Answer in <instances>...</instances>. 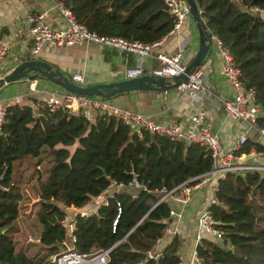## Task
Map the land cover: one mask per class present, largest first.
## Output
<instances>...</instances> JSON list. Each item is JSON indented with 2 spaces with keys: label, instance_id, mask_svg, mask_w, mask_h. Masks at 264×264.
Here are the masks:
<instances>
[{
  "label": "trees",
  "instance_id": "obj_1",
  "mask_svg": "<svg viewBox=\"0 0 264 264\" xmlns=\"http://www.w3.org/2000/svg\"><path fill=\"white\" fill-rule=\"evenodd\" d=\"M59 1L99 35L151 44L174 25L163 0ZM194 2L209 36L221 41L264 113V18L254 10L264 11V0ZM263 124L259 118L258 125ZM251 150L264 154V144L252 137L237 153ZM43 153L51 161L35 201L43 251L31 256L17 250L13 239L23 194L12 172L15 162L29 163ZM213 165L203 146L147 131L138 135L111 113L86 120L81 112L52 110L36 99L6 106L0 126V264H54L51 257L71 235L77 252L109 250L106 264H180L179 236L156 251L168 235L173 208L170 201L158 200ZM211 181L217 189L208 211L221 237L206 234L196 243L200 264H264V171L228 172ZM101 195L105 203L95 212L70 217V207L82 209Z\"/></svg>",
  "mask_w": 264,
  "mask_h": 264
},
{
  "label": "crops",
  "instance_id": "obj_2",
  "mask_svg": "<svg viewBox=\"0 0 264 264\" xmlns=\"http://www.w3.org/2000/svg\"><path fill=\"white\" fill-rule=\"evenodd\" d=\"M50 2L51 0H3L0 3V37L8 45V52L0 62V77L11 71L19 62L32 58L28 14L46 12L48 22L56 28L63 27V18L51 8ZM180 48H182V63L186 66L194 58L198 48V29L192 17H188L178 32L165 36L156 49L174 53ZM37 59L48 62L69 77L74 73L82 74V85L124 79L126 78V68L133 67L136 63L135 57L131 53L95 45L46 47ZM222 65L223 57L212 41L200 66L203 72V84L206 88L201 99L173 87L166 91L147 90L118 94L108 101L119 108L143 114L153 121L166 124L176 120L183 127L189 126L192 114L200 106H204L205 118L211 123L214 131L219 134L220 151L225 153L233 149L238 136L248 128L245 122L230 119L219 102V98L229 99L233 96V88L222 73ZM158 66L157 60L146 61L143 63V73L150 74ZM65 92L59 85L42 77H38L36 80H21L0 90V107L26 104L30 99L46 101L48 98L62 95ZM91 114L93 118L98 113L91 110ZM249 135L254 136V133L249 131ZM256 161L264 163V154L260 155ZM20 167L22 170L25 168L23 163L20 164ZM13 178L16 179V177ZM211 185L212 182H206L194 189L190 201L185 205L171 202L178 215L171 218L170 233H167L168 235L158 242L156 251L162 250L172 237L177 235L182 240L179 247L180 264H192V252L197 243V219L202 211L209 207L214 198ZM34 199L35 202L37 196ZM104 199V195L98 196L88 205L82 209H76V211L77 213L95 212ZM18 231L20 229L16 232ZM19 241L20 248L23 243L28 242L21 239ZM36 241L38 242V237ZM25 249L23 248V251H26Z\"/></svg>",
  "mask_w": 264,
  "mask_h": 264
},
{
  "label": "built area",
  "instance_id": "obj_3",
  "mask_svg": "<svg viewBox=\"0 0 264 264\" xmlns=\"http://www.w3.org/2000/svg\"><path fill=\"white\" fill-rule=\"evenodd\" d=\"M3 0H0V3ZM168 11L174 18L173 28L168 34L178 32L186 23L190 15L187 5H182L180 0H163ZM50 6L57 11L63 18V27L56 28L48 22L46 12H35L27 15L28 30L31 37L30 53L32 58H36L46 47H71L76 45H95L99 47H108L116 50L131 53L135 57V65L126 68L127 77L137 76L143 73V63L149 60H157L159 66L153 70V74L157 76L174 77L183 73L185 65L182 63V48L174 53H166L157 50L162 40L151 44L139 41L127 40L116 36L99 35L90 31L84 24L79 23L71 11L64 6L59 0H51ZM259 12L260 17L264 18V11L255 8ZM190 18V17H189ZM212 41L216 44L223 57L222 73L227 78L233 88L232 98H219V102L230 119L245 122L247 128L242 132L231 151H220V137L214 131L211 123L206 120V110L204 106H200L190 117L191 124L183 127L176 120L169 123H161L153 121L143 114L128 111L112 105L107 99L99 97H88L84 95H76L65 92L62 95L48 98L46 101L48 106L53 110L58 107L68 108L71 112H81L86 120L92 119L91 110H95L98 114L111 113L120 119L124 124L129 126L133 131L141 135L142 131H147L159 136H164L174 141L185 143H197L210 152L214 159L213 168L195 178H192L175 188L165 191L158 200L170 201L179 205H185L190 201L191 193L201 184L212 182V178L224 177L228 172L244 173L253 171H264V163H249L246 159L251 158L257 152L251 150L248 153H237V150L250 138L255 137L261 143L264 142V124L258 125L259 118L264 119V113L255 103V92L252 88L247 89L242 80L240 69L234 64L230 54L223 47L221 41L215 36H211ZM8 52L7 43L0 37V62ZM70 78L78 84H83V76L74 73ZM177 88L181 92H187L192 96L201 99L206 89L203 84V72L199 67L193 70L187 78L181 82ZM200 95V97H199ZM23 105V104H19ZM5 116V107H0V126ZM249 131L254 136L249 135ZM264 144V143H263ZM261 155L262 153H258ZM195 181V182H194ZM135 187H139L134 182ZM217 189V182H212L211 190L214 193ZM105 203V201H103ZM215 199H212V203ZM82 215L87 214L81 212ZM170 218L177 216V212L172 208L169 211ZM68 232L74 228V223H67ZM166 233H170L167 228ZM206 234L212 235L219 239L221 233L214 229L213 222L208 208L203 210L197 219V242L204 238ZM70 245L64 242L65 249L57 253L53 257L54 264H106L109 250H98L91 253L77 252L72 243L75 238L71 235ZM151 256V255H150ZM192 264H200L197 258V252L194 248L192 252Z\"/></svg>",
  "mask_w": 264,
  "mask_h": 264
},
{
  "label": "water",
  "instance_id": "obj_4",
  "mask_svg": "<svg viewBox=\"0 0 264 264\" xmlns=\"http://www.w3.org/2000/svg\"><path fill=\"white\" fill-rule=\"evenodd\" d=\"M180 3L188 6L190 16L198 29V48L194 58L185 66L183 73L178 76L165 77L157 76L153 73H142L118 81L82 85L75 83L68 75L64 74L58 68H54L48 62L30 58L19 62L11 71L0 77V90L12 83L21 80H36L38 77L54 82L66 92L107 100L123 93L147 90L166 91L177 87L193 70L202 65L212 43V39L204 27L200 16L201 13L198 11L194 0H180Z\"/></svg>",
  "mask_w": 264,
  "mask_h": 264
},
{
  "label": "rangeland",
  "instance_id": "obj_5",
  "mask_svg": "<svg viewBox=\"0 0 264 264\" xmlns=\"http://www.w3.org/2000/svg\"><path fill=\"white\" fill-rule=\"evenodd\" d=\"M75 146L76 144L74 146H71L70 151H73ZM259 156L260 155L257 153L255 156L246 159V162H258L256 160H258ZM38 159H40V161H38ZM260 162L261 161H259L258 163ZM22 163L25 166L23 170L20 167V164ZM29 163L26 160H22L20 162H15L13 165L12 175H14L13 177H16V181L19 183L20 190L23 193L24 198L22 202L19 203V217L15 222V226L17 227V229H20V231L13 233V239L16 241L17 250L23 251V248H26L25 252L28 255L37 256L39 254H42L43 250H41L39 243L36 241L41 227L36 221L35 213L38 209V206L35 205L34 198L38 196L39 184L45 179L51 161L49 159V156L46 153H43L40 155V158H31ZM26 169L27 172H25ZM67 211L70 214V217L77 214L76 208L73 207H70V209H68ZM69 218L67 217V220H69ZM37 224L39 225V227ZM19 239L28 241L23 243V248H20ZM66 242L68 245H70V241ZM63 247L60 248L59 252L65 249ZM54 256L51 257V261L53 260Z\"/></svg>",
  "mask_w": 264,
  "mask_h": 264
}]
</instances>
